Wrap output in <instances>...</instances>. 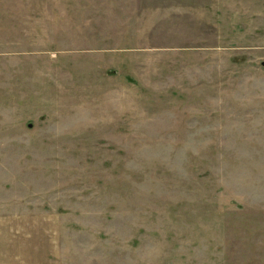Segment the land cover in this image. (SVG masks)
Returning a JSON list of instances; mask_svg holds the SVG:
<instances>
[{
    "label": "rangeland",
    "instance_id": "1",
    "mask_svg": "<svg viewBox=\"0 0 264 264\" xmlns=\"http://www.w3.org/2000/svg\"><path fill=\"white\" fill-rule=\"evenodd\" d=\"M0 264H264V0H0Z\"/></svg>",
    "mask_w": 264,
    "mask_h": 264
}]
</instances>
